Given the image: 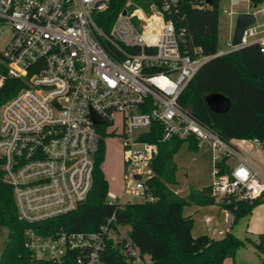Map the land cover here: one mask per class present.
Segmentation results:
<instances>
[{
    "label": "built area",
    "instance_id": "1",
    "mask_svg": "<svg viewBox=\"0 0 264 264\" xmlns=\"http://www.w3.org/2000/svg\"><path fill=\"white\" fill-rule=\"evenodd\" d=\"M131 2H150L153 17ZM108 0H0V31L11 39L0 49V88L9 79L20 89L0 105V169L11 186L18 219L29 225L76 211L92 188L102 128L123 131L126 182L123 195L153 202L147 180L158 145L141 140L157 123L160 143L204 144L212 153V205L228 213L233 201L264 197V166L244 145L263 148L258 138L227 140L202 123L181 98L210 59L253 44L264 55L263 30L248 27L239 46L205 57L188 47L184 30L169 19L179 0H128L110 33L96 23ZM92 114L103 120L96 124ZM224 161L223 166L218 165ZM108 204H121L117 196ZM115 218L97 232L44 234L30 226L24 247L36 261L107 264V239L120 234ZM1 227V226H0ZM135 261L138 251L122 235Z\"/></svg>",
    "mask_w": 264,
    "mask_h": 264
},
{
    "label": "trees",
    "instance_id": "2",
    "mask_svg": "<svg viewBox=\"0 0 264 264\" xmlns=\"http://www.w3.org/2000/svg\"><path fill=\"white\" fill-rule=\"evenodd\" d=\"M128 0H108L105 11L96 15L97 25L110 33L118 14ZM161 7L162 0H153ZM179 0V12L169 15L177 28H182L188 47L201 48L205 57L215 56L218 50L220 2L221 0ZM145 3V2H135ZM150 5V2H146ZM263 0H250L251 8L258 9ZM18 80L9 79L0 88V105L14 96L20 89ZM222 94L231 101L230 109L222 114L214 113L206 103L211 94ZM182 104L202 122L227 139H254L264 142V55L259 44H253L222 57L210 59L199 70L185 90ZM163 135L161 125L155 123L141 140L158 145V153L150 163L152 175L147 180L153 202L108 204L109 184L103 171L105 143L100 141L95 158L92 188L87 199L74 212L48 222L29 225L18 219L12 188L4 181L0 169V226L9 230L8 243L0 264H52L36 261L24 247V232L32 226L44 234L67 232L92 233L108 225L111 218L115 224L131 228V245L141 258L149 256V264H224L234 259L237 251L252 244L259 253L264 252V234L258 241L239 239L231 231L222 237L207 234L193 236L194 219L185 215V209L194 205L178 195L172 188L176 185L178 166L175 155L186 144L173 140L160 143ZM189 143V142H188ZM197 149V142L190 141ZM224 161L218 163L223 166ZM2 160L0 159V167ZM198 202L212 205L210 187L204 189ZM262 198L254 202L233 201L225 206L233 215L232 226L250 215ZM116 225H111L116 228ZM126 242L114 237L107 239L104 260L107 264H134L135 259L126 249Z\"/></svg>",
    "mask_w": 264,
    "mask_h": 264
},
{
    "label": "rangeland",
    "instance_id": "3",
    "mask_svg": "<svg viewBox=\"0 0 264 264\" xmlns=\"http://www.w3.org/2000/svg\"><path fill=\"white\" fill-rule=\"evenodd\" d=\"M133 7L148 10L150 5L146 2L142 4L134 2ZM242 13H255L256 23L254 26L258 27L259 31L264 30V0L258 9L251 8L250 0H221L218 35L219 51L229 50L231 48L229 45L230 40L234 34L237 18ZM10 39L11 35L6 30L0 31V49L4 48ZM105 129V127L102 128L100 138L105 143L103 171L109 184L108 199H111L113 196H118L121 198H119L121 204L142 203L144 200L140 196L131 194L123 195L126 182L124 180L125 150L123 147L122 128L118 125L113 135L108 134V132L112 131L111 128H108V132ZM190 145V142L184 144L174 157V161L179 169L176 174V185L171 186L178 195L188 200H192V198L196 199V194H199L209 187L215 180L214 161L208 147L204 144L197 143V149H193ZM259 151L262 155L264 154V149L260 147L254 149L252 153V155L255 152L257 153L254 157L257 161L261 158ZM120 231V234H115L114 237L120 239L122 235L129 241L130 226L120 225ZM194 233L197 235V229ZM8 235V228L0 227V260L8 243ZM149 262V256L144 255L142 260H137L134 264H149Z\"/></svg>",
    "mask_w": 264,
    "mask_h": 264
},
{
    "label": "crops",
    "instance_id": "4",
    "mask_svg": "<svg viewBox=\"0 0 264 264\" xmlns=\"http://www.w3.org/2000/svg\"><path fill=\"white\" fill-rule=\"evenodd\" d=\"M261 35H264V30ZM244 148L248 153L254 151L250 145H244ZM256 154L255 152L253 156L255 157ZM259 154L261 158L258 162L264 166V154L262 155L261 152ZM200 193L196 194V199L190 200L194 205L185 209V215H192L194 219L192 231L194 237L207 234L219 238L231 231L239 239H250L256 242L259 236L264 234V197L250 215L232 226L233 215L223 212L214 205H201L198 202ZM196 229L197 235L194 233ZM224 264H264V252L259 253L252 244H247L237 251L234 259H227Z\"/></svg>",
    "mask_w": 264,
    "mask_h": 264
},
{
    "label": "water",
    "instance_id": "5",
    "mask_svg": "<svg viewBox=\"0 0 264 264\" xmlns=\"http://www.w3.org/2000/svg\"><path fill=\"white\" fill-rule=\"evenodd\" d=\"M207 3L209 5L212 4L211 0H207ZM255 23H256V16L253 13H242L238 16L235 25L234 34L232 37L233 47H237L241 44L245 30L248 27L253 26ZM205 100L208 106L210 107V109L216 114L225 113L231 107L230 99L222 94L215 93L208 95ZM92 118L96 124L103 123V120L100 119L95 114H92Z\"/></svg>",
    "mask_w": 264,
    "mask_h": 264
},
{
    "label": "bare ground",
    "instance_id": "6",
    "mask_svg": "<svg viewBox=\"0 0 264 264\" xmlns=\"http://www.w3.org/2000/svg\"><path fill=\"white\" fill-rule=\"evenodd\" d=\"M133 4H134V2H131V3L129 4V9H130V10L136 9L137 11H140V12H141V8H134V7H133ZM143 10H144V9H143ZM144 12H145V15H148V16L154 18L153 14H152L151 11H150V7H149L148 10H145Z\"/></svg>",
    "mask_w": 264,
    "mask_h": 264
}]
</instances>
